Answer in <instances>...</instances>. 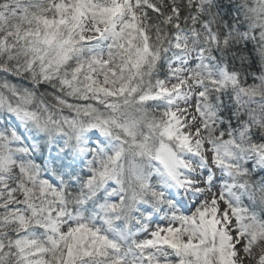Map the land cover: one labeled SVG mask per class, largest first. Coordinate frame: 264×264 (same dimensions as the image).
I'll use <instances>...</instances> for the list:
<instances>
[{
    "label": "snow or ice",
    "instance_id": "obj_1",
    "mask_svg": "<svg viewBox=\"0 0 264 264\" xmlns=\"http://www.w3.org/2000/svg\"><path fill=\"white\" fill-rule=\"evenodd\" d=\"M264 264V0H0V264Z\"/></svg>",
    "mask_w": 264,
    "mask_h": 264
},
{
    "label": "bare ground",
    "instance_id": "obj_2",
    "mask_svg": "<svg viewBox=\"0 0 264 264\" xmlns=\"http://www.w3.org/2000/svg\"><path fill=\"white\" fill-rule=\"evenodd\" d=\"M245 264H250V262L246 260V261H245Z\"/></svg>",
    "mask_w": 264,
    "mask_h": 264
}]
</instances>
